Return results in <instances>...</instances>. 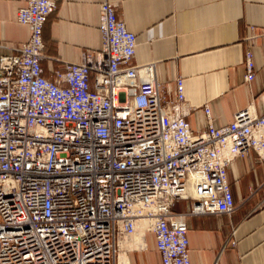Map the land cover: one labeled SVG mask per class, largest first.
Returning a JSON list of instances; mask_svg holds the SVG:
<instances>
[{"label":"built area","instance_id":"obj_1","mask_svg":"<svg viewBox=\"0 0 264 264\" xmlns=\"http://www.w3.org/2000/svg\"><path fill=\"white\" fill-rule=\"evenodd\" d=\"M55 8L26 0L16 18L28 39L0 44V264H129L121 254L144 249L147 231L161 264H191L188 217L232 211L226 168L264 115L247 107L216 127L204 104L205 128L192 131L183 77L168 99L154 63H133L136 35L114 1L99 6L101 47L48 80L42 32ZM244 65L250 82L251 50ZM178 198L192 199L187 211H173Z\"/></svg>","mask_w":264,"mask_h":264},{"label":"crops","instance_id":"obj_2","mask_svg":"<svg viewBox=\"0 0 264 264\" xmlns=\"http://www.w3.org/2000/svg\"><path fill=\"white\" fill-rule=\"evenodd\" d=\"M54 1L42 32L47 58L41 64L48 80H55V70L80 63L86 49L101 47L99 6L114 1L118 16L136 35L133 63H154L168 99L174 98L175 79L183 77L185 99L194 108L185 117L192 131L205 128L204 104L216 127L230 123L243 108L264 115V0ZM25 2L0 0V44L16 46L28 39V26L16 18ZM247 50L256 73L250 82L244 79ZM225 175L232 211L188 217L190 263L264 264V131L230 162ZM191 202L178 198L172 209L185 212ZM143 240L145 248L127 249L123 261L161 264L154 233L145 232Z\"/></svg>","mask_w":264,"mask_h":264},{"label":"bare ground","instance_id":"obj_3","mask_svg":"<svg viewBox=\"0 0 264 264\" xmlns=\"http://www.w3.org/2000/svg\"><path fill=\"white\" fill-rule=\"evenodd\" d=\"M145 225H146V223H145V222H142L141 224H139L138 228H142V227H144ZM138 231H139V230H138ZM135 235L138 236V232H134L133 236H135ZM133 236H132V237H133ZM131 241H132L131 239H130V240H129V239L123 240L122 243H121V246H122V247H125V246L129 247L130 244H131ZM123 255H124V254H121V256H120V261H121V262L123 261Z\"/></svg>","mask_w":264,"mask_h":264}]
</instances>
